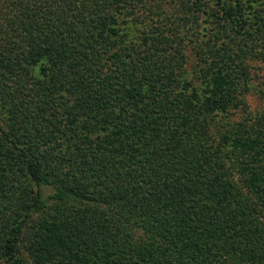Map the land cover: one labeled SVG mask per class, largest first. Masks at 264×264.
I'll use <instances>...</instances> for the list:
<instances>
[{
    "label": "trees",
    "instance_id": "1",
    "mask_svg": "<svg viewBox=\"0 0 264 264\" xmlns=\"http://www.w3.org/2000/svg\"><path fill=\"white\" fill-rule=\"evenodd\" d=\"M254 62L264 0H0V264H264Z\"/></svg>",
    "mask_w": 264,
    "mask_h": 264
},
{
    "label": "rangeland",
    "instance_id": "2",
    "mask_svg": "<svg viewBox=\"0 0 264 264\" xmlns=\"http://www.w3.org/2000/svg\"><path fill=\"white\" fill-rule=\"evenodd\" d=\"M253 64H254L253 66L255 67V70H257L259 68L258 75L264 74V67L263 66H261L257 62H254ZM247 102H248V106L252 112H255L256 110H258L261 107V102L258 99V96L256 94L249 93L247 95Z\"/></svg>",
    "mask_w": 264,
    "mask_h": 264
}]
</instances>
